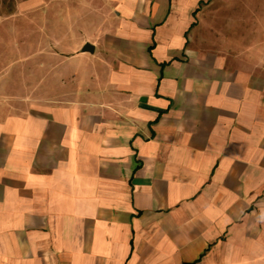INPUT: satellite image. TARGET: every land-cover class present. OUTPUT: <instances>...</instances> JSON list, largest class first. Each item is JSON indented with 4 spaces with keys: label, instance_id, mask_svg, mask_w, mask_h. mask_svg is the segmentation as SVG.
<instances>
[{
    "label": "crops",
    "instance_id": "obj_1",
    "mask_svg": "<svg viewBox=\"0 0 264 264\" xmlns=\"http://www.w3.org/2000/svg\"><path fill=\"white\" fill-rule=\"evenodd\" d=\"M72 1L9 64L29 91L0 75V264H264V0H0V24Z\"/></svg>",
    "mask_w": 264,
    "mask_h": 264
},
{
    "label": "rangeland",
    "instance_id": "obj_2",
    "mask_svg": "<svg viewBox=\"0 0 264 264\" xmlns=\"http://www.w3.org/2000/svg\"><path fill=\"white\" fill-rule=\"evenodd\" d=\"M78 3L77 1H72L69 3H65L62 4L61 2L59 3H54L53 7L50 6V8H46L45 6L43 7V11H36L37 17L36 18H28V13L29 15L31 14V12H27V14H22L20 18L17 19H10V20H6L5 23L0 24V44H4V49L0 50V58H2L3 63H6V65L4 66H0V75L4 78H8L10 76H12L13 74H15V70H16V74H18L21 79H22V88H23V92H27L29 91V87H30V82H29V77H30V67L29 65L26 64V62L23 64V66L19 67V66H13L12 64H10V62L14 59V55L16 53V56H22L23 58L28 57L30 51H29V39L30 37H38L37 41L39 44H43L46 41V38L48 39L49 37H53L55 41H61V39H63L62 36H60V34H56V29L55 28H60L62 27V20L61 18H57L56 14L61 15V12L63 10H66L68 12H74L75 10L77 11L78 9ZM86 8V12L88 11V7L89 5H85ZM48 10H52L54 17L53 18H46V14H49L50 11ZM81 13H85L84 11ZM52 14V13H51ZM75 16V15H74ZM88 21V20H87ZM90 21H92V19H90ZM77 17H73L72 19H68L65 20L66 25H68L69 27H74L75 29L79 26L77 23ZM20 28L21 30V35L20 36H15L13 34V28ZM50 27L51 29L53 28V33L55 34H48L47 36L45 35V28ZM41 28H44V30H41L43 32L39 31V34H37V31H33V30H40ZM32 30V31H31ZM32 33V36L30 35V33ZM90 37V36H87ZM19 38V39H18ZM67 40L69 39V44L72 45L73 42L75 41V39L77 38L76 35H68V37H66ZM16 39V41L18 40V42L21 43L22 45V50L20 51H14L13 50V46L15 44L14 40ZM20 54V55H19ZM22 58V59H23ZM8 64V65H7ZM56 67V66H55ZM53 69H56V68ZM52 68H48L46 69L45 67L43 68H36V70H34V72L38 73L39 76V82L41 81V83H38V85H42L43 90L45 87V78L47 73L51 71ZM60 68H58L57 72L59 71ZM56 72V70H55ZM54 72V74H55ZM54 88L59 87V82H55L51 84Z\"/></svg>",
    "mask_w": 264,
    "mask_h": 264
},
{
    "label": "water",
    "instance_id": "obj_3",
    "mask_svg": "<svg viewBox=\"0 0 264 264\" xmlns=\"http://www.w3.org/2000/svg\"><path fill=\"white\" fill-rule=\"evenodd\" d=\"M84 50H85V51L90 50L89 45H86V48H85Z\"/></svg>",
    "mask_w": 264,
    "mask_h": 264
}]
</instances>
